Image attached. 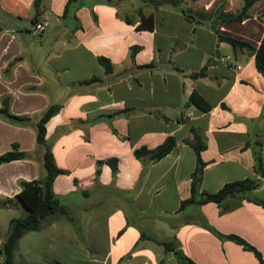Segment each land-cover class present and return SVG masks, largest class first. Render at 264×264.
I'll return each mask as SVG.
<instances>
[{
  "label": "crops",
  "instance_id": "crops-1",
  "mask_svg": "<svg viewBox=\"0 0 264 264\" xmlns=\"http://www.w3.org/2000/svg\"><path fill=\"white\" fill-rule=\"evenodd\" d=\"M158 1L159 7L143 0H83L74 14L63 16L67 0H39L38 21L48 25L35 35L34 0H0V108L6 100L11 113L29 118L16 123L0 114V154L13 143L27 153L0 165V212L18 207L20 180L46 176L45 167L38 168L44 147L35 126L49 106L58 105L45 124V140L66 172L54 178L53 191L79 218V233L58 216L32 231L33 256L42 253L44 240L50 261L158 264L164 256L165 264H179L155 241L140 240L144 232L175 239L196 264H262L228 237L233 234L254 246L264 263V207L240 196L221 205L180 207L190 197L197 165L189 143L194 131L205 143L201 190L260 178L251 195L264 200V177L254 170L252 151L260 139L264 163V76L254 49L219 37L257 47L264 0L241 21L228 19L240 12L242 0ZM138 9L153 16L151 30L137 28ZM101 55L112 72L99 63ZM203 67V76L191 77ZM192 91L209 110L189 103ZM169 136L175 147L161 159L144 167L135 157L136 148H154ZM109 158H116V173ZM6 233L0 229V245Z\"/></svg>",
  "mask_w": 264,
  "mask_h": 264
},
{
  "label": "trees",
  "instance_id": "trees-1",
  "mask_svg": "<svg viewBox=\"0 0 264 264\" xmlns=\"http://www.w3.org/2000/svg\"><path fill=\"white\" fill-rule=\"evenodd\" d=\"M150 2L154 7H159L162 3L158 0H143ZM243 6L240 12L229 18L228 21H241L245 16H248L250 7L258 0H242ZM83 5V0H67L63 11V16L73 13L75 9ZM34 13L36 19L33 20V24L39 20V0H34ZM140 15V22L137 25L138 29L151 30L153 28V16L151 14L145 15L141 9H138ZM74 14V13H73ZM219 37L232 46H246L255 50V66L257 70L264 76V34L257 47H253L250 43L233 38L231 36ZM136 47H132L131 55H134ZM99 63L104 67L105 72L108 74L112 72L113 67L110 60L105 56H98ZM148 66V65H146ZM205 74V68L193 71L190 73L192 78L201 77ZM92 79H97L96 77ZM189 103L201 110H209L210 104L196 91H192L188 99ZM58 105L49 106L39 118L36 123V141L38 144L44 147L43 163L46 169V176L42 179L20 180V191L14 196V199L19 202L26 210V213L21 217H15L10 219L8 223V230L0 245V255L2 256V264H14L15 250L18 247V241L20 238L30 231H38L43 228L44 220L53 214H58L66 217L74 225L75 230L79 233L80 226L73 216L69 213L67 208L61 202L60 198L53 191V180L61 173H65L66 170L59 168L53 159L50 146L46 144L45 124L47 120L59 110ZM0 114L12 122L25 123L28 121V117L25 115L13 114L9 111L8 103L3 100V105L0 108ZM194 140L189 143L192 145L196 156L197 165L191 174V194L190 197L181 201L180 207L183 208L187 204L200 205L207 202H215L221 205L230 196H240L248 201H252L256 204L264 207V200L255 198L251 195L252 191L259 187L262 183L260 178H243L225 182L215 192H207L201 190V177L204 163L200 159V151L205 147V143L200 138L197 132H193ZM176 141L172 136L167 137L161 144L154 148H147L141 146L134 150V155L139 159L143 166L146 164L157 161L167 155L174 147ZM261 140L257 139L252 144V151L254 157V170L259 173L261 177H264V163L261 158L260 152ZM27 153L21 150L17 143H13L11 149L0 154V165L17 159L25 158ZM111 166L113 173L117 170L116 158H109L107 160ZM6 200H10L7 198ZM228 237L235 242L241 244L243 248L252 250L259 258L262 264V257L259 251L245 241L243 238L237 235L230 234ZM151 239L157 244L161 245L164 254H172L175 260L179 264H196L190 257H188L180 248L179 243L175 239H163L158 240L154 237L141 232L140 240ZM39 264V263H33ZM158 264H165V257H161Z\"/></svg>",
  "mask_w": 264,
  "mask_h": 264
},
{
  "label": "rangeland",
  "instance_id": "rangeland-1",
  "mask_svg": "<svg viewBox=\"0 0 264 264\" xmlns=\"http://www.w3.org/2000/svg\"><path fill=\"white\" fill-rule=\"evenodd\" d=\"M32 38H37V37H33ZM38 161L40 162L38 164V168L42 169L44 168V163H43V159L40 158V160L38 159ZM81 204L82 205H88V199H80ZM18 203V207H13L10 210H6V211H2L0 212V221H1V225H0V229L1 230H8V221L11 218H15V217H21L26 213L25 208L23 207V205H21L19 202ZM54 216H58V217H64L62 215H58V214H53L48 216L45 220H44V225L43 227H45L46 222L48 219H54ZM71 216H73L75 218V220L77 221V223L79 222V218L77 213L73 212L71 214ZM26 237H24L25 235H23L20 240L18 241V247L15 250V257H14V264H33V263H39V264H67L66 262H57V261H50L49 260V256L47 255V253L45 252V247L47 246L46 242L44 240L39 242V246L40 248H42V253L37 256H33V232H27L26 233ZM32 238V239H30ZM34 246H37V243L34 244ZM38 259V260H37ZM75 264V263H74Z\"/></svg>",
  "mask_w": 264,
  "mask_h": 264
},
{
  "label": "built area",
  "instance_id": "built-area-1",
  "mask_svg": "<svg viewBox=\"0 0 264 264\" xmlns=\"http://www.w3.org/2000/svg\"><path fill=\"white\" fill-rule=\"evenodd\" d=\"M48 22L46 20H40L33 24L32 32L35 35H39L44 32L45 28L47 27Z\"/></svg>",
  "mask_w": 264,
  "mask_h": 264
},
{
  "label": "water",
  "instance_id": "water-1",
  "mask_svg": "<svg viewBox=\"0 0 264 264\" xmlns=\"http://www.w3.org/2000/svg\"><path fill=\"white\" fill-rule=\"evenodd\" d=\"M1 252V251H0Z\"/></svg>",
  "mask_w": 264,
  "mask_h": 264
}]
</instances>
